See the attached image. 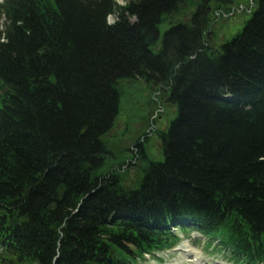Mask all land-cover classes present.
I'll return each instance as SVG.
<instances>
[{
	"label": "trees",
	"instance_id": "16d2710c",
	"mask_svg": "<svg viewBox=\"0 0 264 264\" xmlns=\"http://www.w3.org/2000/svg\"><path fill=\"white\" fill-rule=\"evenodd\" d=\"M122 1L0 3V264H133L181 218L264 263V0ZM217 16L242 24L220 39ZM147 93L143 132L170 121L132 177L109 138Z\"/></svg>",
	"mask_w": 264,
	"mask_h": 264
},
{
	"label": "rangeland",
	"instance_id": "374dc122",
	"mask_svg": "<svg viewBox=\"0 0 264 264\" xmlns=\"http://www.w3.org/2000/svg\"><path fill=\"white\" fill-rule=\"evenodd\" d=\"M254 0H241V9H246L248 7V4H251ZM119 2H121L119 0ZM221 15V13H218ZM114 19H109V21H112ZM242 21H240L238 18H236L235 16L232 18L229 17H221V16H217V19L215 21V26L213 27V29L216 31L217 36L222 39L224 36H229L231 35L234 30L236 29L237 25H241ZM216 40V37H215ZM144 86L142 84H125V86L123 87V90L125 92V96H129V94L133 95V97L136 96L137 92L139 90H142ZM127 96V97H128ZM132 97V98H133ZM143 105H142V115L139 121L135 122H130L129 124H127V120L125 121L126 118H124V120L122 121V118L118 120L115 130L111 133V137H112V141H111V146L112 149L114 151H116V153H120V154H126V155H131L132 153L130 152V149H132L137 140L139 139V134L143 132V130H145V126L147 124L148 121H150L151 123H154V118L155 116L158 114V112L163 113L164 109L162 108L161 104V97L157 94H149L147 93L146 97L142 100ZM160 107L158 110L155 109V107L157 106ZM153 113L154 116H153ZM170 118L169 115H162L159 120H155V124L153 125L154 127V132L148 136H156L159 138L157 131L160 130H165L166 129V125L169 123ZM165 127V128H164ZM152 139H154V137H152ZM160 140V138H159ZM143 141V140H142ZM143 146L146 148L147 152L151 153L149 154L150 156H152V154H155V158H158V151H160L159 149V142L158 140H155L154 144H153V149L152 152L149 150L148 148V144L144 143ZM154 157V156H152ZM129 160H131V158H129ZM132 164H134V167H129L130 165L126 166V168L128 170H131V176L135 177L137 174L136 169H138L141 166V162L138 161H131ZM203 245L202 246H195L196 249L202 251L201 252V257L203 259V261L205 262V264H208L209 261L213 262L215 264H231L228 261L224 260L223 258H221L220 256H218L217 254H210L207 249L205 248L204 245L205 242H202ZM170 258V259H169ZM165 260L167 262H169L170 264H188V260L177 255V254H168L165 256ZM147 264H162L160 262H158L157 260H152L151 262L147 263ZM164 264V263H163Z\"/></svg>",
	"mask_w": 264,
	"mask_h": 264
},
{
	"label": "bare ground",
	"instance_id": "6f19581e",
	"mask_svg": "<svg viewBox=\"0 0 264 264\" xmlns=\"http://www.w3.org/2000/svg\"><path fill=\"white\" fill-rule=\"evenodd\" d=\"M174 15V14H173ZM171 16H172V14H171ZM168 17V16H167ZM173 21V20H172ZM166 22H168V20H166ZM169 23V22H168ZM209 42H210V40H208ZM207 44V43H206ZM207 47H208V44H207ZM206 50V49H205Z\"/></svg>",
	"mask_w": 264,
	"mask_h": 264
}]
</instances>
